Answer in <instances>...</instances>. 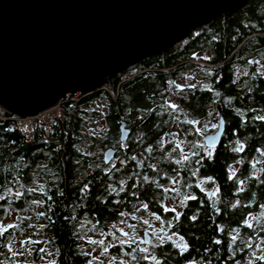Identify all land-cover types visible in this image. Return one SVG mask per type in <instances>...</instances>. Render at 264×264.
Segmentation results:
<instances>
[{"label": "trees", "instance_id": "obj_1", "mask_svg": "<svg viewBox=\"0 0 264 264\" xmlns=\"http://www.w3.org/2000/svg\"><path fill=\"white\" fill-rule=\"evenodd\" d=\"M262 55L264 0H248L235 13L198 25L167 50L149 53L128 68L149 70L126 69L101 87L79 93L77 102L59 108L48 132L43 125L31 131L1 123L0 231L15 220L0 235L2 263L9 261L4 254L16 235L34 227L36 238L29 239L40 243L22 245L33 247L31 264H40L47 249L53 254L48 264H264L259 259L264 256V120L257 119L264 117V75L258 65L247 66L250 61L260 64ZM185 66L198 68H173ZM160 67L173 70L152 69ZM237 68L246 74L238 76ZM183 77L203 85L183 93L179 110L173 112L165 101L173 102L174 83ZM101 99L106 114L89 113L91 104ZM217 107L226 125L222 140L217 149L202 148L203 135L216 128L200 135L197 125L187 121L208 124L219 118ZM97 116L105 128L86 135L85 118ZM123 122L130 129L125 149ZM170 130L173 140L166 137ZM240 144L243 150L234 151ZM108 148L117 154L105 164ZM184 155L189 160L183 161ZM75 178L79 182L73 186ZM189 196L196 199H185ZM177 213L182 214L178 221ZM147 216L163 229L151 236L144 231L150 244L122 234V225ZM85 238L104 243L90 244ZM173 241L186 243L187 250L181 252Z\"/></svg>", "mask_w": 264, "mask_h": 264}, {"label": "water", "instance_id": "obj_2", "mask_svg": "<svg viewBox=\"0 0 264 264\" xmlns=\"http://www.w3.org/2000/svg\"><path fill=\"white\" fill-rule=\"evenodd\" d=\"M248 0H0V108L27 119L57 108L66 96L84 94L120 75L147 54L165 51L198 25L231 15ZM101 72H83L80 71ZM77 72V73H57ZM219 112L218 122L223 120ZM122 147L130 129L122 123ZM225 122L214 133L212 150ZM110 164L117 150L106 149ZM143 241L150 237L143 233ZM138 264V263H132Z\"/></svg>", "mask_w": 264, "mask_h": 264}, {"label": "rangeland", "instance_id": "obj_3", "mask_svg": "<svg viewBox=\"0 0 264 264\" xmlns=\"http://www.w3.org/2000/svg\"><path fill=\"white\" fill-rule=\"evenodd\" d=\"M259 62L260 64L264 63V56L262 55L260 58H259ZM263 67L258 65L257 69L260 70L261 72V76L264 75V69H262ZM128 69V68H127ZM126 71V70H125ZM237 72H238V76H243L246 74V71L244 69H238L237 68ZM191 77V75H190ZM181 85L184 84V80H182L180 82ZM81 98V96L79 95L77 97L76 100H79ZM106 106L107 104L103 101V99L101 100H98L96 103L93 102L91 104V106L88 108V112L89 113H99V114H106ZM5 111V110H4ZM212 121V122H211ZM84 127H86L85 129V134L88 135V134H95L97 135L101 130H103V121H102V118L101 116H97V118H85L84 120ZM208 124H201V125H197V128H201L203 127L204 125H208V129L211 128L214 130V128L212 127V125L214 124H218L217 122V118L214 117L213 119L211 120H208L207 122ZM207 133V131H206ZM174 134V131L170 130L169 132L166 133V136L168 139H171L173 140V135ZM40 187V186H39ZM147 220L148 221V224H145L143 221ZM12 222H7L5 225L6 227L8 225H13L15 224V220H11ZM137 222L135 224H127V226H124L122 225L121 226V229L123 230V232H126L128 233L127 236L125 237H136L137 238V241L144 245V241H143V232L145 230H148L149 233H150V236L151 234L159 229H161L159 223L153 218H150V217H140L139 219L136 220ZM36 238V235H35V232H34V227H29L28 229L25 230L24 234L22 233H18V235H16V239L13 240L12 242H10V250H8L7 254H4V258H8L9 261L5 262V263H2V260H3V257H0V264H20V263H25L26 261V255H30L31 253V250L33 249V247L31 245H28L30 248H27V249H24L25 246H22L23 244L21 243L22 241H24L25 239H29V238ZM86 240H88L87 238H85ZM32 256V253L30 255V257ZM52 256L53 254H48V249H47V253H45L43 256H42V260L40 261V264H48V262H51V259H52Z\"/></svg>", "mask_w": 264, "mask_h": 264}, {"label": "snow or ice", "instance_id": "obj_4", "mask_svg": "<svg viewBox=\"0 0 264 264\" xmlns=\"http://www.w3.org/2000/svg\"><path fill=\"white\" fill-rule=\"evenodd\" d=\"M204 58H205V59H210L209 57H204ZM250 63H251V61H250ZM257 63H258V61H257ZM170 83H174V82H170ZM188 87H192V88H194L195 85H188ZM176 88H177L178 90H180V91H183V90H184V87L181 86V85H176ZM165 103H166V105H167L168 108H170V109L173 110V112L179 110V108H180V106H179L178 104L174 103V102H171V101H167V100H166ZM152 111H154V110H152ZM257 119L264 120V117H257ZM187 123H189V124H191V125H199V124H200V121H199V120H188ZM222 125H223V120H221L218 124H214V125H212V127H213V128H220V127H222ZM208 130H209V129H208V125H204V126L201 127V128H195V132H196L197 134H200V135H203V134H204L206 131H208ZM207 139H208L207 148L210 149V148L213 147L214 142H215V140H216V137H215V136H210V137H208ZM200 147L203 148V147H205V145H200ZM243 147H244V146H243L242 144H240L237 148L234 149V151L240 152V151L243 150ZM176 148H180V145L177 144V145H176ZM174 150H175V149H174ZM146 151L151 152L152 149H151V148H148V149H146ZM192 155H199V153H195V152H194ZM205 155H207L209 158H211V156L213 155V153H212L211 151H207V152L205 153ZM261 155H264V152H262ZM133 159H135V157H133ZM187 160H189V157H188L187 155H184V156H183V161H187ZM183 161L178 160L177 163H182ZM197 163H200V161H197ZM113 167H115V166H113ZM151 167H153V170H155V166H154V165L151 166ZM193 175H195V173H193ZM233 175H234V173H233V174H230L229 178L232 179V178H233ZM144 179L147 180L148 177L145 176ZM208 179H211V178H208ZM121 183H123V182H121ZM240 183L243 184V181H240ZM87 188H88V186L85 185V186H84V189H82L81 191L83 192V191L87 190ZM112 190H113V191H116L115 188H113ZM29 191H35V189H31V190H29ZM165 191H171V190H169V189H165ZM17 195H18V196H19V195H22V193H19V192H18ZM212 195H215V193H212ZM0 199H3V197H0ZM185 199H196V197H195V196H189V197H185ZM33 203H37V204H38V203H40V201H33ZM182 203H183V201H182ZM234 206H235V205H234ZM143 207H144L145 209H147L148 205H147V204H144ZM165 210H166V211H172V212H175V211H176L175 208H165ZM40 215H45V213H40ZM120 215L123 216L124 213L121 212ZM154 215H155V214H154ZM180 215H182V214H181V213H177L176 216L174 217V219H176V220L178 221L179 218H180ZM195 218H196V217H192L193 220H194ZM133 219H135V217H133ZM156 219L159 220L160 217H159V216H156ZM143 222H144L145 224H148V221H147V220H145V221H143ZM122 223H123V221H122ZM30 226H31V225H30ZM170 226H171V225H170ZM245 226L248 227V228H251V227H252V225L249 224V223L247 222V220L245 221ZM7 227H14V225H8ZM7 227H5L2 231H0V235H3V232H4V231H7ZM41 227H45V226H44V225H41ZM113 227H115V225H113ZM162 230H163V229H161V231H162ZM220 231H223V229L221 228ZM121 232H122V234L125 235V236L128 235V233L123 232V230H121ZM173 235H176V234L173 233ZM237 235H238V233H237ZM167 238H168L169 240L172 239L171 236H169V237H167ZM159 239H160L161 243H163V241H164V237H159ZM179 239H180L181 241H183L184 238H183V237H179ZM231 240H232L233 243H235V241L237 240V236H236V235L232 236V237H231ZM21 243H22V244H24V243H40V241H32L31 239H29L28 241H22ZM88 243H90V244H97V243H99V244H103L104 241H102V240H101V241H96V240L89 239V240H88ZM121 243H124V242L122 241ZM173 243H174V245H175L176 247H178V248L181 249V252L187 250L188 245H187L186 243L178 244V245L175 244V241H173ZM214 243H216V244H220L221 241H220V240H214ZM248 246L251 247L250 244H249ZM104 250L107 251V248H105ZM40 251L43 252V251H45V250H44L43 248H41ZM140 251H141V252H147L148 249H140ZM85 255H90V253H85ZM134 258H135V257H134ZM142 259H144V260H148L149 257H148V256H143ZM151 259L155 261V260H156V257H155V256H152ZM259 259L264 260V256L259 257ZM88 264H91V261H89ZM157 264H160V262L157 261ZM237 264H238V262H237Z\"/></svg>", "mask_w": 264, "mask_h": 264}, {"label": "built area", "instance_id": "obj_5", "mask_svg": "<svg viewBox=\"0 0 264 264\" xmlns=\"http://www.w3.org/2000/svg\"><path fill=\"white\" fill-rule=\"evenodd\" d=\"M78 96H79V94L66 96L64 99H62L59 102L60 104L58 105L57 108L56 107L51 108V109L47 110L45 113L39 114L38 116H36L33 119H31V118H27V119L18 118L15 115L6 113L4 111V109L0 108V124L11 122V123H14L15 125H17L19 130H31V131L36 129L39 125H43V126H45L46 132H48L50 122L55 117H58L57 113L59 111V108L64 104L71 103V102H77L78 100H76V99Z\"/></svg>", "mask_w": 264, "mask_h": 264}, {"label": "flooded vegetation", "instance_id": "obj_6", "mask_svg": "<svg viewBox=\"0 0 264 264\" xmlns=\"http://www.w3.org/2000/svg\"><path fill=\"white\" fill-rule=\"evenodd\" d=\"M188 79V78H187ZM182 80H184V77L183 78H180L179 80H178V84L176 83V81H175V83H174V85L176 86V85H181L180 84V82L182 81ZM186 80H184V84L183 85H181V86H183L184 88H185V90H183V91H180V90H176L175 92H174V94H173V102L174 103H176V104H178V103H180V100H181V97H183V93L185 94L186 93V91L187 90H192V87H188V85H195V87L194 88H199V86H201V85H203L202 83L201 84H198V82L194 79V78H191L190 79V81L189 82H185ZM217 122H218V119H217ZM219 123V122H218ZM201 124H203L202 123V121L200 120V124L199 125H201ZM129 140V139H128ZM127 144L126 145H124V149L125 148H127ZM127 154H129V153H127ZM73 175H78V172H77V170L74 172V174ZM75 180V183L73 184V186H75L78 182H79V179H77V178H75L74 179ZM74 180H73V182H74ZM9 245V244H8ZM26 261H25V263L24 264H31V262H32V258L30 257V255L28 256V255H26Z\"/></svg>", "mask_w": 264, "mask_h": 264}]
</instances>
